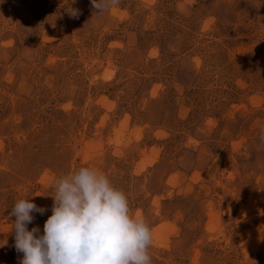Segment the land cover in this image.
Returning a JSON list of instances; mask_svg holds the SVG:
<instances>
[{
    "label": "rangeland",
    "instance_id": "374dc122",
    "mask_svg": "<svg viewBox=\"0 0 264 264\" xmlns=\"http://www.w3.org/2000/svg\"><path fill=\"white\" fill-rule=\"evenodd\" d=\"M78 11L73 18L72 11ZM264 0H0V264L14 203L92 167L152 264H264Z\"/></svg>",
    "mask_w": 264,
    "mask_h": 264
},
{
    "label": "clouds",
    "instance_id": "9594fccd",
    "mask_svg": "<svg viewBox=\"0 0 264 264\" xmlns=\"http://www.w3.org/2000/svg\"><path fill=\"white\" fill-rule=\"evenodd\" d=\"M97 13L118 7L121 0H90ZM78 18V11H72ZM264 142V129H261ZM52 215L43 226L28 229L34 213L46 207L29 199L14 203V247L19 264H152L153 232L143 217L135 216L125 192L113 186L103 172L81 167L57 178Z\"/></svg>",
    "mask_w": 264,
    "mask_h": 264
}]
</instances>
